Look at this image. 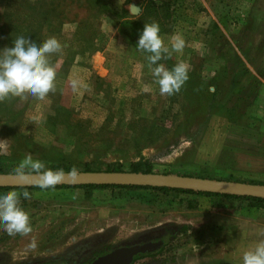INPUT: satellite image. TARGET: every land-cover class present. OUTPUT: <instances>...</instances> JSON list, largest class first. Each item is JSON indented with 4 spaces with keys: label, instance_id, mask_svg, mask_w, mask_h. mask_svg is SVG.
Masks as SVG:
<instances>
[{
    "label": "rangeland",
    "instance_id": "1",
    "mask_svg": "<svg viewBox=\"0 0 264 264\" xmlns=\"http://www.w3.org/2000/svg\"><path fill=\"white\" fill-rule=\"evenodd\" d=\"M153 21L166 47L184 41L159 62L188 65L172 96L160 95L148 54L136 48ZM21 35L61 43L50 57L56 91L0 102V169L12 173L30 153L53 170L147 164L264 184V0H0V51ZM8 191L31 194L20 206L32 232L8 236L0 225V264H83L165 232L162 250L133 264H242L264 239V207L243 199L66 186L0 195Z\"/></svg>",
    "mask_w": 264,
    "mask_h": 264
},
{
    "label": "clouds",
    "instance_id": "2",
    "mask_svg": "<svg viewBox=\"0 0 264 264\" xmlns=\"http://www.w3.org/2000/svg\"><path fill=\"white\" fill-rule=\"evenodd\" d=\"M159 33L157 22L145 23L136 48L148 54V66L159 86L160 95L172 96L178 93L189 79L188 65L180 62L169 70L159 62L170 59L173 52H182L184 41L180 36H176L169 48L164 45ZM61 51L62 45L55 37H50L38 45L23 35L13 41L12 47H5L0 51V102L15 97L26 100L28 96L43 100L50 92L55 93L56 70L50 62V57ZM71 87L73 91H77L80 81L73 79ZM79 174V169L75 166L67 172L64 169L53 170L47 167L45 162L34 159L30 153L12 169V175L19 182L34 184L41 189L55 188L66 178H71L74 182ZM21 195L25 199L32 198L28 191L22 194L8 191L0 195V225L8 236H28L32 232L29 215L20 206ZM261 234L264 235V230ZM28 247H36L34 237ZM242 264H264V239L243 251Z\"/></svg>",
    "mask_w": 264,
    "mask_h": 264
},
{
    "label": "water",
    "instance_id": "3",
    "mask_svg": "<svg viewBox=\"0 0 264 264\" xmlns=\"http://www.w3.org/2000/svg\"><path fill=\"white\" fill-rule=\"evenodd\" d=\"M67 172L66 170H64ZM80 174L73 182L66 178V185L86 184H125L137 186L182 187L203 192H223L243 196L264 198V184L244 182L224 178H206L165 172H131L125 170H79ZM0 186L28 187L34 184L19 182L12 173L0 172ZM161 244L160 240L146 241L129 246L119 245L96 255L88 264H130L133 256L154 251Z\"/></svg>",
    "mask_w": 264,
    "mask_h": 264
},
{
    "label": "trees",
    "instance_id": "4",
    "mask_svg": "<svg viewBox=\"0 0 264 264\" xmlns=\"http://www.w3.org/2000/svg\"><path fill=\"white\" fill-rule=\"evenodd\" d=\"M66 171H69L70 169L61 168ZM82 170L86 171L89 169L82 168ZM110 170H119L117 168H112ZM128 171L135 172V171H140V172H150L148 165L146 164L145 166L142 167V169L137 170V169H130ZM0 172H6L2 169H0ZM235 180V179H234ZM254 183V182H252ZM256 183V182H255ZM261 184V183H260ZM57 186H66V187H79V188H84V187H89V188H94V187H119V188H125V189H142V190H156V191H176V192H184L185 194H191V195H204V196H209V197H215V198H221V197H228V198H234V199H243L248 203L250 207L253 208H259V207H264V198L261 197H252V196H243L239 194H230V193H223V192H203V191H197L193 189H184L182 187H168V186H137V185H125V184H86V185H66V184H58ZM36 186H26V187H7V186H0V189L2 188H7V189H30V188H35ZM166 233V232H165ZM163 233L160 234L162 238V243L161 245L155 249L154 252L151 253H139L133 256L132 262L136 260L140 256H151L155 255L158 251L162 250L166 242L168 241V233ZM131 262V263H132ZM130 263V264H131ZM38 264V263H37ZM47 264V263H46Z\"/></svg>",
    "mask_w": 264,
    "mask_h": 264
},
{
    "label": "flooded vegetation",
    "instance_id": "5",
    "mask_svg": "<svg viewBox=\"0 0 264 264\" xmlns=\"http://www.w3.org/2000/svg\"><path fill=\"white\" fill-rule=\"evenodd\" d=\"M156 240H160L161 241V243H162V238H161V235H160V233L159 234H157V236H155L153 239H151V240H148V241H153V242H155ZM146 242V241H145ZM143 243V242H142ZM161 245V244H160ZM159 245V246H160ZM158 246V247H159ZM157 247V248H158ZM155 251V250H154ZM154 251H151V252H154ZM105 252V251H104ZM151 252H146V253H151ZM101 253H103V251L102 252H100V253H97L96 255H98V254H101ZM96 255L94 256V257H92L91 259H89V260H87L86 262H84L83 264H88L92 259H94L95 257H96ZM132 262V261H131ZM56 264H65V263H60V262H58V263H56ZM131 264H133V262L131 263Z\"/></svg>",
    "mask_w": 264,
    "mask_h": 264
}]
</instances>
